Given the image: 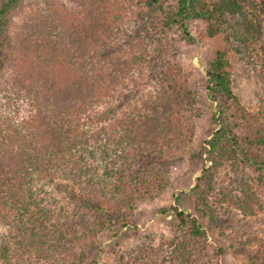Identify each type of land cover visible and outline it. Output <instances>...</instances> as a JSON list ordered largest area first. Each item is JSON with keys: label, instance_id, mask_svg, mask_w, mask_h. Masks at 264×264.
Instances as JSON below:
<instances>
[{"label": "trees", "instance_id": "trees-1", "mask_svg": "<svg viewBox=\"0 0 264 264\" xmlns=\"http://www.w3.org/2000/svg\"><path fill=\"white\" fill-rule=\"evenodd\" d=\"M17 2L0 0V46L6 15ZM143 3L154 17L153 22L148 17L146 28L153 41L172 31L188 36L187 23L196 18L209 23L210 34L227 31L222 16L243 15L241 35L238 27L227 33L225 47L205 73V94L215 105L211 119L219 126L205 140L208 165L192 192L202 214L209 208L205 197L217 192L227 226L239 230L237 250L256 244L249 264H264V224L260 229L249 225V218L264 213V97L256 113L239 101L231 88L229 55L230 36L239 38L264 69L257 3ZM123 7L125 12L105 0H83L74 8L54 2L43 11L36 7L13 32L18 68L11 70L13 81L3 95L16 106L14 113L0 106V264H59L97 230L126 226L136 204L167 184L153 164V153H183L191 142L192 120L199 115L196 93L172 57L161 63V78L150 91L129 99L131 90L149 80L148 71L142 72L149 67L151 51L144 40L134 41L128 30L133 13L128 3ZM223 115L229 128L220 124ZM246 164L263 171L256 189L245 180L236 185L234 176ZM174 212L176 233L161 242L169 249L165 258L172 264H201L207 255L205 229L176 207ZM162 245L143 240L120 264H153ZM86 248L73 264H83Z\"/></svg>", "mask_w": 264, "mask_h": 264}, {"label": "rangeland", "instance_id": "rangeland-1", "mask_svg": "<svg viewBox=\"0 0 264 264\" xmlns=\"http://www.w3.org/2000/svg\"><path fill=\"white\" fill-rule=\"evenodd\" d=\"M51 1V2H50ZM83 0H18V2L8 11L6 19L8 21L5 30V43L0 46L2 50V64L0 67V106L8 109L9 113H14L16 106L5 100V89H10L12 78L9 77L11 70L17 69L16 52L14 47L13 32L18 30L19 25L29 19V14L36 8L46 10L48 6H54V2L62 4L67 8H74ZM109 5L116 2L123 12L128 3L129 12L133 13L128 30L132 32L134 41L144 40V45L151 51L149 67H145L142 72L149 74L147 83L139 88L131 90V97L143 95L150 91L152 85L161 78V63L172 57L176 60L183 73L187 75L189 89L196 93L195 108L199 115L192 120V139L186 150L181 152H168L163 150L155 151L157 157L153 161L155 167L159 168L160 174L164 176L167 184L164 189L155 191L144 201L138 202L132 216L126 226L116 224L97 230L88 246L76 248L71 255L63 259L59 264H73L79 255L84 252L83 264H120L121 258L136 249L141 241H149L153 246H161V242L170 241L176 233L175 225L177 220L174 216V208L182 211L184 216L194 217L198 220L207 234V255L201 264H249L248 255L256 250V244L245 246L243 251L237 250L240 242L239 230L235 226H227V216L218 204L217 192L211 191L205 200L208 205L206 214L199 212L195 206V197L192 188L196 184L202 169L208 163L205 160V140L208 139L214 130L219 126L211 119L215 105L206 97L205 73L210 67V63L218 50L225 47L227 33L233 31L234 27L239 28V36L243 31L241 24L243 15L240 13H225L220 23L226 29L219 30L213 34L209 33V23L196 18L188 21V36H184L180 31H172L158 41H153L147 37L146 28L149 21L153 22L151 16L146 13L144 0H105ZM213 1V0H211ZM257 3L261 18L260 35L258 45L264 48V6L261 0H253ZM37 3V4H36ZM50 3H52L50 5ZM48 4V5H47ZM112 12H116L112 9ZM245 13L250 15L251 10ZM124 41H119L123 44ZM229 55L232 62L231 88L237 95L239 101L252 113H256L261 108L264 97V69L250 56L246 46L239 38H229ZM0 56V57H1ZM15 88L12 85L11 90ZM9 91V90H8ZM13 93L12 91H10ZM8 95V94H6ZM9 96V95H8ZM22 115V111L20 112ZM220 124L229 128L230 121L227 116L220 117ZM142 162L139 163V167ZM263 171L255 165L246 164L236 172L234 179L238 185L241 180L251 183L252 189L258 186L259 175ZM222 180L223 172L220 173ZM228 180V177H227ZM220 183V182H218ZM263 191L264 188L262 187ZM240 217V215H238ZM250 224L253 229H260L264 224V213H259L258 217L252 216ZM233 229V230H232ZM239 236V237H238ZM162 251L157 255L153 264H172L165 255L168 246L162 245ZM63 262V263H62ZM39 264H54L53 262H42ZM56 264V263H55Z\"/></svg>", "mask_w": 264, "mask_h": 264}]
</instances>
